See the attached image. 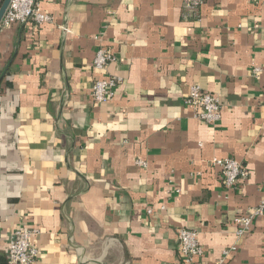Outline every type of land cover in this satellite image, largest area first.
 <instances>
[{"label": "crops", "instance_id": "0c3cea01", "mask_svg": "<svg viewBox=\"0 0 264 264\" xmlns=\"http://www.w3.org/2000/svg\"><path fill=\"white\" fill-rule=\"evenodd\" d=\"M40 4L53 23L0 26V254L27 226L37 264H180L189 228L192 264L235 245L224 264H264V216L240 241L234 221L264 199V0H207L192 22L183 0ZM101 47L122 83L98 104ZM192 85L219 97L218 125L185 106ZM230 157L250 175L227 189L212 160Z\"/></svg>", "mask_w": 264, "mask_h": 264}, {"label": "built area", "instance_id": "2783aa9c", "mask_svg": "<svg viewBox=\"0 0 264 264\" xmlns=\"http://www.w3.org/2000/svg\"><path fill=\"white\" fill-rule=\"evenodd\" d=\"M207 0H183V19L185 21H198L201 18V8ZM34 22L37 25L50 24L54 18L44 12L41 8L40 0H12L2 19L3 27H10L16 24H26ZM116 61V55L105 47H101L94 59L93 69L96 72L91 97L95 103L102 104L113 100L117 94V89L122 83L118 76L106 73L108 66ZM253 75L258 77L263 69L254 67ZM185 106L190 110L196 120L210 126H216L222 120V104L219 97L209 91L204 90L199 85H192L185 99ZM139 166L145 167L147 163L139 160ZM212 164L220 168L222 180L225 188L232 189L239 183L249 178V170L234 158H215ZM177 188V193H180ZM161 207L160 210H165ZM154 212L153 208L148 209V214ZM264 216V199L253 209L239 214L235 218L236 236L240 241L253 228L256 219ZM40 234L36 229L21 226L14 231L9 240L8 263L9 264H37L41 252L36 246L34 239ZM178 249L181 257L180 264H192L194 260L204 254L203 247L199 241V233L189 228L179 229L177 232ZM237 245L224 250L223 258L219 264H224L228 257L237 251Z\"/></svg>", "mask_w": 264, "mask_h": 264}, {"label": "water", "instance_id": "95a60500", "mask_svg": "<svg viewBox=\"0 0 264 264\" xmlns=\"http://www.w3.org/2000/svg\"><path fill=\"white\" fill-rule=\"evenodd\" d=\"M11 1L12 0H4L1 7H0V25H1L2 19L4 17V14H5L6 10L8 9Z\"/></svg>", "mask_w": 264, "mask_h": 264}, {"label": "trees", "instance_id": "16d2710c", "mask_svg": "<svg viewBox=\"0 0 264 264\" xmlns=\"http://www.w3.org/2000/svg\"><path fill=\"white\" fill-rule=\"evenodd\" d=\"M0 264H9L8 263V257L6 255L0 254Z\"/></svg>", "mask_w": 264, "mask_h": 264}]
</instances>
